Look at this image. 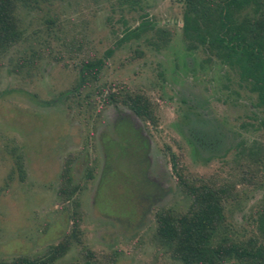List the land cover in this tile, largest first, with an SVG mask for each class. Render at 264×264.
Listing matches in <instances>:
<instances>
[{"label": "rangeland", "instance_id": "rangeland-1", "mask_svg": "<svg viewBox=\"0 0 264 264\" xmlns=\"http://www.w3.org/2000/svg\"><path fill=\"white\" fill-rule=\"evenodd\" d=\"M19 11L23 38L0 56V261L43 255L69 231L72 206L58 189L72 158L75 181L85 183V247L104 264H182L155 239L156 212L189 204L171 154L194 175H240L243 147L264 140L256 96L189 49L182 0H50ZM146 19L155 26L118 44ZM100 58L99 79L78 86L81 62ZM118 86L146 93L158 126L108 104ZM255 180L226 207L246 237L259 235L264 214V176ZM80 259L74 243L55 264Z\"/></svg>", "mask_w": 264, "mask_h": 264}, {"label": "trees", "instance_id": "trees-1", "mask_svg": "<svg viewBox=\"0 0 264 264\" xmlns=\"http://www.w3.org/2000/svg\"><path fill=\"white\" fill-rule=\"evenodd\" d=\"M50 0H0V56L19 43L24 34L21 6ZM182 30L189 49L201 48L208 60H218L237 76L240 87L256 96L253 107L264 114V0H182ZM141 0H131L132 5ZM155 25L143 20L129 29L118 44ZM162 35L165 31L160 30ZM161 35V39H162ZM113 49L108 51V55ZM104 58L83 60L79 66L78 86L98 80ZM108 104H121L146 124L158 126L157 106L140 90L118 86L105 97ZM253 119L264 127V118L253 112ZM255 126V130L261 127ZM245 161L240 175L203 177L185 171L171 154L178 187L189 197L186 209L162 208L156 212V241L182 264H264V214L259 218V235L243 236L232 230L226 214L227 204L239 196L240 185L256 184L264 176V140L243 147ZM21 170V165L19 163ZM91 178V170L88 171ZM85 183L73 176V159L65 161L58 195L72 206V223L62 239L43 255H19L0 264H55L74 243L81 244V259L65 264H104L98 253L83 245V211L79 193Z\"/></svg>", "mask_w": 264, "mask_h": 264}]
</instances>
